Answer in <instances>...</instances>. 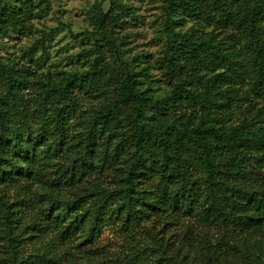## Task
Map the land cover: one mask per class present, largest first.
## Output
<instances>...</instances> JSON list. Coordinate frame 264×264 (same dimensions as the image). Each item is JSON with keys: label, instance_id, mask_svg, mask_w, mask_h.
Masks as SVG:
<instances>
[{"label": "rangeland", "instance_id": "obj_1", "mask_svg": "<svg viewBox=\"0 0 264 264\" xmlns=\"http://www.w3.org/2000/svg\"><path fill=\"white\" fill-rule=\"evenodd\" d=\"M110 1L1 0L0 10L9 14V21L0 30V62L25 74L21 86L12 90L1 86L0 95L16 113L15 121L30 134V144L39 147L47 174L41 183L25 185V191L0 184V264H31L32 254L52 249L59 264H166L164 258L180 264H264V228L230 236L222 227L179 217L161 207L141 217L138 224L131 223L129 230L113 211L90 242L78 234L72 241L53 245L54 235L30 239L26 235L25 228L39 210L21 205L50 192L48 178L68 175L73 187L66 186L60 193L84 200L94 192H112L121 185L132 153V129L126 116L134 112L135 104L126 106L120 120L105 131L95 116L119 99L127 77L153 101L175 97L173 104L166 103L156 114L158 125L208 123L223 131L240 125L251 132L264 127V93L240 16L222 23L196 24L179 12L174 16V29L185 39L171 40L164 34V0H116L120 8L115 11L122 23L106 25L111 43L100 34L75 38L78 33L95 32L100 17L111 10ZM198 39L210 42L216 54L193 57L180 50L181 40ZM83 74L93 77L97 91L90 87L86 92L75 91L77 113L67 118L59 134L52 125L59 95L52 92L46 97L45 83L60 85L69 76ZM178 84L188 93L175 96ZM90 132L94 142L88 159L83 139ZM247 154L246 167L264 182V150ZM195 175L199 178V170ZM198 182L201 193L204 183L201 178ZM3 204L8 205L11 219L20 222L10 234Z\"/></svg>", "mask_w": 264, "mask_h": 264}, {"label": "trees", "instance_id": "obj_2", "mask_svg": "<svg viewBox=\"0 0 264 264\" xmlns=\"http://www.w3.org/2000/svg\"><path fill=\"white\" fill-rule=\"evenodd\" d=\"M164 1L167 5L164 34L171 40L185 39L174 29V16L179 12L196 24L212 20L222 23L240 16L264 93V0ZM110 6L109 13L100 17L95 32L85 31L74 37L96 38L100 34L111 43L106 25L118 26L122 21L116 12L120 2L111 0ZM8 16L4 9L0 10V30L6 27ZM180 42V50L190 56L216 54L206 40ZM24 74L14 66L0 62V87L12 90L21 86ZM45 86L48 87L46 97L52 92L59 95V107L52 115V125L59 134L65 130L67 118L77 113L78 96L75 91L86 92L89 87L92 92L97 91V84L89 74L69 76L60 85L47 81ZM184 92L188 93L187 89L178 84L173 94L182 96ZM174 100L175 97L171 96L153 101L138 92L134 82L127 77L119 99L104 106L95 116L101 130L105 131L110 124L120 120L119 114L126 106L135 104L134 112L126 116L132 129V153L121 185L112 192H94L84 200L60 193L66 186L73 187V182H68V175L48 178L52 183L50 192L38 194V198L21 205L33 212L39 210L25 228L28 238L54 235V245L60 240L72 241L81 234L90 242L101 232L113 211L124 229L129 230L131 223L138 224L141 217H146L156 207L171 209L173 214L179 213V217L196 218L204 225L222 227L230 236L250 234L264 228V182L259 181L245 165V159L249 157L247 153L264 150V127L251 132L237 125L223 131L208 123L195 126L178 121L163 125L155 123L156 114L164 110L166 103L173 104ZM15 116L16 113L8 109L6 100L0 95V184L20 186L25 191L27 185L34 186L46 178L47 163L41 161L39 147L30 144V134L22 129L19 120L15 121ZM93 142L90 132L83 139L88 159ZM196 170H199V178L204 183L201 193ZM53 185L58 191H54ZM3 207L7 234H10L9 230L17 228L20 222L11 219L8 205L3 204ZM30 257L31 264H59L53 249ZM164 262L180 264L165 258Z\"/></svg>", "mask_w": 264, "mask_h": 264}]
</instances>
